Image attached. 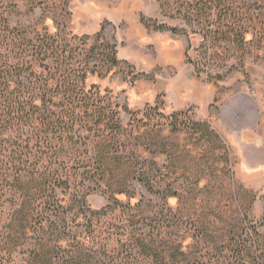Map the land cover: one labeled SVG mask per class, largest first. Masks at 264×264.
<instances>
[{
    "label": "rangeland",
    "instance_id": "374dc122",
    "mask_svg": "<svg viewBox=\"0 0 264 264\" xmlns=\"http://www.w3.org/2000/svg\"><path fill=\"white\" fill-rule=\"evenodd\" d=\"M154 23L177 32L155 30ZM101 30L119 64L99 60L85 87L117 111L126 131L112 145L135 172L96 171L91 118L83 138L37 148L36 177L50 179L46 185L35 188L24 177L20 189L13 176H0V264H27L37 241L53 246L58 237L95 240L123 264H141L128 245L140 235L153 246L147 264H223L241 259V245L257 251L253 227L264 240V0H0L3 48L24 38L52 35L69 44L89 36L80 48L93 65L87 50ZM36 63L38 71L46 64ZM176 112L208 122L227 145L228 161L223 151L194 145L189 133H171L166 118ZM158 122L164 127L157 133L151 125ZM151 132L162 150L151 145ZM138 169L145 175L134 178ZM59 177L65 184L54 186ZM21 205L31 210L29 223L24 231L18 221L8 237Z\"/></svg>",
    "mask_w": 264,
    "mask_h": 264
},
{
    "label": "trees",
    "instance_id": "16d2710c",
    "mask_svg": "<svg viewBox=\"0 0 264 264\" xmlns=\"http://www.w3.org/2000/svg\"><path fill=\"white\" fill-rule=\"evenodd\" d=\"M208 2L215 3L216 0ZM141 21L146 26L152 23L143 17ZM153 29L177 32V29L155 23ZM72 39L78 40V43L74 41L67 44L59 37L46 35L36 40L24 38V47L23 44L10 49L0 46V176H13V181L19 184L20 189L25 185L24 177L30 178L33 187L38 189L49 182L48 178L36 177L39 170L38 158L41 159L38 157L39 150H49L54 140L60 141L65 137L71 139L75 136L78 139L83 138L84 129L90 124L88 118H91L92 122L87 131H94L95 135L92 137L98 139L97 155L94 156L93 164L101 177L107 173L124 177L125 172H135L130 160H125V155L120 153V146L112 145V141L126 131L119 121L117 111L108 104L98 103L95 99L98 94H90L92 89L86 90L85 87L87 76L97 72L99 60L109 68L119 64L116 46L104 39L101 30L92 38L93 43L87 50L94 61L93 65H89L80 47L84 48L91 38L74 36ZM37 61L46 63L42 71L37 70ZM166 120L171 133H189L194 145L204 147V152L214 149L223 151L221 156L224 162L228 161L227 145L208 122L192 121L184 112L173 113ZM162 124L158 122L151 125V130L160 132L164 127ZM145 126L150 128V125ZM153 135L151 145L162 150L163 143L159 135ZM151 145L144 146L151 148ZM50 152L52 153L48 151L45 154L54 155L53 151ZM151 164L155 165L153 162ZM138 170L139 173L134 175V178L145 175L141 169ZM55 178L54 186L65 184L60 181L61 177ZM60 209L61 205L55 202L54 219L58 222L61 217ZM30 211L24 205L14 211V217L9 223L8 237L15 233L18 221L21 230L25 231L31 218ZM57 230L61 232L60 222L59 226L54 228V231ZM253 233L257 251L252 252L247 245H241L235 252L238 255L243 254L241 259L233 256L232 259H225L223 264H264V240L254 227ZM146 239L140 235L128 240L129 250L141 256V264L150 263L154 259L150 254L153 246ZM94 242L95 240L85 238H73L69 243H64V239L58 237L52 246L39 240L29 253L27 264H123V259L115 263L114 259L107 255L105 245H97ZM156 257L159 261L167 258L163 251ZM124 264H127L126 261Z\"/></svg>",
    "mask_w": 264,
    "mask_h": 264
}]
</instances>
